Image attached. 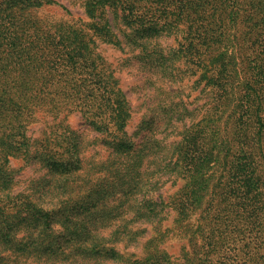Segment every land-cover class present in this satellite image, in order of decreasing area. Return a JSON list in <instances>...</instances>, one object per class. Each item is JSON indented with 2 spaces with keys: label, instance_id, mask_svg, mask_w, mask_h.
I'll use <instances>...</instances> for the list:
<instances>
[{
  "label": "trees",
  "instance_id": "1",
  "mask_svg": "<svg viewBox=\"0 0 264 264\" xmlns=\"http://www.w3.org/2000/svg\"><path fill=\"white\" fill-rule=\"evenodd\" d=\"M55 3L0 0V264H167L151 239L141 242V255L118 246L138 242L144 228L136 221L157 225L165 218L167 204L154 191L168 181L183 182L171 202L179 217H187L220 154L230 157L227 168L223 164L229 172L224 188L232 191L229 220L236 203L237 217L247 213L239 217L246 226L232 224L225 214L218 218L223 229L214 227L211 235L217 232L219 241L199 257L200 264H213L209 253L227 242L229 228L248 233L249 243L240 238L246 249L219 263L264 264V173L257 172L254 149L264 138V0H83L89 21L80 26L38 14ZM113 23L128 30L125 44L141 48L138 57L148 69L169 74L174 62H182L200 73L212 92L205 94L196 121L188 119L194 109L165 93L160 104L150 97L138 128L127 132L128 100L112 71L98 69V54L89 51L95 38L124 43ZM178 30L183 42L163 52L157 38ZM240 50L244 59L247 52L254 55V64L236 78V89L233 60ZM62 82L97 132L93 143L107 147L102 159L88 161L79 135L60 121L54 126L62 129L51 130L52 137L26 134L40 114L56 117L61 111L51 90ZM10 157L33 161L46 175L14 190ZM238 176L247 181L241 189Z\"/></svg>",
  "mask_w": 264,
  "mask_h": 264
},
{
  "label": "rangeland",
  "instance_id": "2",
  "mask_svg": "<svg viewBox=\"0 0 264 264\" xmlns=\"http://www.w3.org/2000/svg\"><path fill=\"white\" fill-rule=\"evenodd\" d=\"M55 4L47 5L38 10V14L44 16L51 22L58 21L66 24L75 22L77 25H81L89 21V18L85 14L83 8V0H54ZM182 27V26H180ZM113 32L118 36L119 39L123 40L124 43L117 47L111 43L103 42L99 38H95L93 43L89 42V51L93 50L97 55L96 64L98 69H105L106 73L112 71L121 91L125 94L128 105L130 107V118L126 130L129 134L136 131L140 120L146 115L147 107L151 101L156 104L163 101L164 94L174 95V101L178 102L179 106L181 103L185 105L187 109H194L188 119L196 121L201 114L202 107L206 100V95L212 92L211 86L203 87L204 79L200 73H191L190 70L186 69V64L182 62H174L172 64V70L169 69V74L165 73L160 68L148 69L144 66L143 62L139 59L138 53L141 49L136 47L135 49L131 45H126L124 41L123 33L124 30L120 24H112ZM183 32L178 30L174 34L164 35L161 34L157 38L156 43L158 47L165 52L168 47L177 48L179 43L183 42ZM92 51V52H93ZM242 50L235 54L233 60V66L235 68V80L237 77L246 75L249 69V64L252 62L254 55L244 59L240 53ZM137 55V56H136ZM247 61L249 63H247ZM251 61V62H250ZM98 73H102L98 71ZM72 76V75H70ZM199 78V81L197 80ZM65 80V78H63ZM195 80L194 83L192 81ZM236 89H239L237 86ZM70 83V82H69ZM68 82H62L59 87H55L51 90L53 97L58 101L57 105L61 110L56 117L52 114L44 112L38 117L33 119L31 123L26 127V134L28 136L45 138V136H53L50 134L51 130L59 131L62 127L56 128L54 123L62 122L63 125H68L69 129L75 131L79 135L81 142L84 145V157L86 159L94 161L96 159H102L104 157V149L107 147L101 141L93 143L94 137L97 136V132L92 129L91 125L81 114L79 106L80 99L77 96L69 95ZM68 87V90H66ZM68 92V93H67ZM67 93V94H65ZM65 94V95H64ZM181 99V101H179ZM163 103V102H162ZM160 106H158L159 108ZM57 129V130H56ZM255 130V129H254ZM261 139V137H260ZM256 141L254 145L255 152L257 153L258 169L257 172L264 173V138L260 141ZM138 140V139H137ZM225 159H230L225 154H220L214 162L216 168L214 172L208 169L209 176H206L207 187L200 188L197 191V197L201 195V199L196 201L197 203L191 204V210L187 217H179L177 211L172 207V199L182 185V181L178 180L176 183L171 184V181L161 185L159 189L154 191L156 195H160L163 204L162 213L165 218L157 225L146 224L142 220L136 221L135 223H141L140 227L144 228L141 231V235L138 242L130 243L125 248L119 244L120 251L131 252L134 254H143L141 252V242L144 244L148 239H151L152 243L158 244V254L160 258L165 259L167 264H200L199 257L203 254L206 255L214 245L213 242L219 241V235L215 232V235H211L212 228L221 227L220 223L226 216L229 220V200L230 188H224V184L227 182V174L229 173L227 163ZM223 161L222 164L218 163ZM97 161V160H96ZM225 162L223 168V164ZM8 165L15 170L16 186L14 190L28 189L31 180L38 179L39 177L46 175V169L39 166L23 157L9 158ZM260 171V172H259ZM239 177V176H238ZM235 180V177H232ZM241 176L237 178L236 183L241 189L246 185L247 181H240ZM229 186H235L230 184ZM235 188V187H234ZM196 192V191H195ZM193 193V197L195 196ZM196 197V198H197ZM195 198V197H194ZM213 198V201H211ZM261 201L262 207L259 210L261 219L264 221V197ZM208 203L210 204L208 206ZM204 211V212H203ZM237 204L233 207L231 218L229 222L234 225H241L242 229L246 226L244 222L245 218H240L246 215L245 210L241 211L239 217H237ZM236 213V214H235ZM225 214V215H224ZM224 215V216H223ZM220 218L221 220H217ZM139 225V224H138ZM137 227V226H136ZM199 228L204 229L203 235L197 238ZM245 229V228H244ZM228 229L226 243H221L215 248V252L211 255L213 264H220L224 256H231L234 253L242 252L246 247L241 248V245L247 241L249 243V234L237 235L236 231L229 232ZM237 235V236H236ZM222 236V234L220 235ZM239 238V239H238ZM240 238H243L240 239ZM252 238V237H251ZM237 240H240L237 243ZM83 261H80V263ZM60 264V262L58 263Z\"/></svg>",
  "mask_w": 264,
  "mask_h": 264
}]
</instances>
